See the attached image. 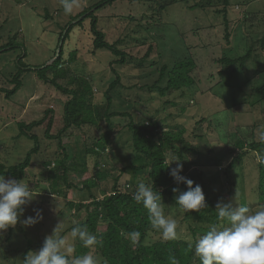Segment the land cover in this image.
I'll list each match as a JSON object with an SVG mask.
<instances>
[{"label": "trees", "instance_id": "obj_1", "mask_svg": "<svg viewBox=\"0 0 264 264\" xmlns=\"http://www.w3.org/2000/svg\"><path fill=\"white\" fill-rule=\"evenodd\" d=\"M16 1L19 5L24 4L23 0ZM117 1L120 0H97L90 6L82 8L74 7L68 14L65 13L64 9L45 11V21L55 20L58 29L52 60L48 64L46 63L42 66L32 65L33 67L20 60L18 62L19 69L9 74V77L6 79L9 86H14L13 89L9 90L4 86L0 87V96L5 93L7 97H10L17 93L23 86V75L29 71H33L38 80L53 87L57 91V95H61L66 99L64 113L61 116L62 127L58 129L57 133H53L57 119V111L53 107L45 109L43 117L39 120L29 124L25 122L18 123L19 135L17 138L24 136L34 142L35 145L20 164L8 165L4 161L1 162L0 175H4L6 179L24 180L25 183L30 184L26 179L29 180L30 178L28 173L33 166V157L41 152V138L33 133V130L44 127V138L46 140L57 141L58 145L53 158H44L40 162V175L35 176L37 178L35 179L37 180V187L47 183L48 186L45 189L49 188L53 194L64 197L67 200V206L71 213L74 212L80 215L85 212L86 217L84 221L81 223L77 222L75 225L87 226L91 233L102 237L103 247L95 251L98 256L106 259L108 264H169V255H174L180 264H200L198 258L194 255L193 249L189 248V244H194L195 240L207 231L208 226L224 223L217 216L215 209L218 202H227L223 200L221 194L213 196L212 189L210 190L209 188L210 186H218V184L212 183V180L215 178L213 177L215 174H220L218 168H221L223 158L216 157L215 160L209 161L202 155L201 150H199V144H203L204 140H210L211 142V139H209L208 135H200L198 132H202V129L204 130V126L208 123V129L212 131V134L217 133V130L220 129L224 140L220 138L217 139L218 141L212 142L218 145L219 143L217 142L219 140L225 141L226 138L230 137L231 126L237 129L238 138L231 149L232 151L230 149L228 151L232 159L224 172L231 176L236 167L241 165L244 160L249 162L251 169L258 172V183L255 188L258 200L256 203L264 206V140L257 139L259 129L262 130V135H264V97L259 99L257 97L258 95H264V79L260 85L253 87L256 95L251 90L248 94L245 93L249 101H245L244 103L237 102L234 105L227 103L225 105L223 110L226 111L228 119L232 120L234 117L233 121L228 123V130H225L224 118L219 121L216 117L222 110L218 106L214 107L213 101H208V103L206 102L202 106L196 97H194L195 94L196 96L199 94L205 98L210 97V95L214 94L213 90L215 87H230L232 84L221 79L224 72L218 71L215 73L210 68L206 78H203L204 76L201 77L199 72L200 67L197 64L195 59L196 53L194 52L198 47L188 44L185 56L175 60L172 66L169 64H162L160 66L162 53L159 52L157 36L149 33V28L154 27L159 17H152V20H150L145 15L142 17L134 15L113 16L119 22H116V29L121 39L115 41V43H111L107 38L108 32L99 27V17L97 14L108 5H112ZM161 2L157 7L155 5L150 6L151 11H154V16H161L168 7L177 3L176 0H161ZM231 2L232 0H221L224 8H216V12L224 16V39L228 45L231 44L234 30L240 23H252L254 21V16L244 17L243 20H236V22H231L230 25L228 8ZM212 6L213 0H200L190 8L193 10L196 8L205 10ZM66 16L68 20L62 21L61 19ZM59 17L61 22H57ZM153 21L155 22L152 23ZM86 22H89V27H87ZM77 27H82V34H75L74 30ZM77 38L86 39L87 42H90L92 46L91 54L95 58H97L99 51H105L106 54L102 55V60H107V65L104 68L98 66L96 72L85 73V65L80 60L81 49L79 46L73 47L71 45L74 41L76 43L79 42ZM88 38L90 41H88ZM17 44L20 45L19 43ZM21 44L23 45V43ZM13 48L14 44L5 43L0 47V54L3 51L8 52V50ZM187 50L191 51L189 52L190 54H188ZM253 52L251 48L245 55L236 59L222 56L217 58L214 63L220 69L224 66L230 68L240 66L243 68L252 58ZM155 56H157V60L154 58ZM22 58L25 59L26 54H23ZM81 63L82 69L80 68ZM99 63L102 64L101 61ZM118 67H128L136 70H145L153 67L156 71L151 74H157L158 78L153 83L149 80L147 84L142 86H140V83L135 85L133 82L128 81H125L127 85H124V79L128 78L129 72L121 74L118 71ZM107 70L110 71L112 80L107 89L103 91L102 98L99 99L97 98L96 90H100L102 83H97L94 77L107 72ZM233 71L235 74V70ZM147 77L148 75L145 78ZM216 77L219 78L218 83L212 86ZM203 80L209 86L207 90L198 89L199 85H203ZM125 87L127 89L138 88L140 91L146 92L157 91L163 97L176 93L177 96L184 98L187 93H192L194 95L188 107L192 105L197 109L193 116L187 117L186 111L188 107L180 106L176 98L173 99L168 96L169 98L166 102L161 103V105L173 109L174 107L180 108L179 114L169 112L167 117H161L160 119H157L156 114L145 121H141L136 118L135 113L115 111L113 109L116 99L115 91L118 88ZM243 88H245V84H243ZM254 96L257 98H251ZM216 97L223 101L221 103H224L226 100L220 98L217 94ZM159 111L161 110L157 112L159 113ZM229 111H232L233 115ZM241 115L247 117L245 118V122L241 121ZM183 117L187 119H182V122L179 123L176 122ZM248 118L251 123H249ZM116 119H120L122 122L116 123ZM192 119H196V127L193 130H189L188 126L192 122ZM250 125L251 129L248 128ZM86 128L92 132H84V130H87ZM74 130H81L84 133V150L79 154L71 155L65 145V141L71 137ZM125 136L129 137L127 138L128 140L124 139ZM121 139L125 141L122 144L130 151L129 153L133 157L131 164L122 165L114 157V150L119 145L118 141ZM5 150V144L0 142V154L2 155V152ZM170 154L180 156L183 163L181 175L191 179L194 182V186L198 184L202 187L206 204L208 205V209L203 210L201 213L184 212L183 223L205 224V221H207L209 225L202 224V226L196 228L190 225L189 230L191 235H188V232L185 235L182 231L180 239L175 241H164L162 238L152 241L151 236L160 234L151 228L147 210L142 204L135 202L133 193L136 185L140 182L154 184L156 189L161 192L166 205L165 215H171L176 219L183 214V211H179L178 207L175 206V194L172 189L179 187L181 191H186L187 186L184 184L177 185L171 177V168H167L170 163ZM88 157L94 159L92 169L87 162ZM114 162L117 167L122 166L119 170L120 174L117 176L111 175L109 170L105 169L109 164ZM209 163H214V173L209 174L206 168H204V165ZM175 166L174 163L171 165V167ZM128 173L132 175L131 178L129 177L123 182L122 179ZM72 174L82 176L81 186L71 182L70 175ZM249 177L253 178V174ZM109 180L113 182V185L109 184ZM231 184L232 187L230 184L228 186L220 185L222 190L226 191L227 187L231 189L230 197L235 194L232 192V188H236L234 183ZM62 185L67 187L68 192L78 190L79 193H82V198L76 200V198L70 195L73 199L68 200L69 193L64 191ZM224 193L226 194V192ZM239 198L242 200V205H244V200L241 199L244 197L239 196ZM101 223L105 224L103 231H101ZM75 225L71 226L70 229L63 232L60 236L67 237ZM179 225H181V222ZM132 231H139L141 233L140 240L135 245L131 243V240L126 235L122 234V232L130 233ZM14 232V228H9L8 234L3 236V238L6 237V241L11 242ZM25 238L27 240L26 248L22 250L19 247L13 250V253L21 259L29 251H34V241L28 237ZM69 245L75 249L74 253L69 254L70 256L81 255L90 251L84 248L81 243L77 246L73 240L72 244ZM7 250V247L0 245V264L2 261L4 264L9 259Z\"/></svg>", "mask_w": 264, "mask_h": 264}, {"label": "rangeland", "instance_id": "obj_2", "mask_svg": "<svg viewBox=\"0 0 264 264\" xmlns=\"http://www.w3.org/2000/svg\"><path fill=\"white\" fill-rule=\"evenodd\" d=\"M97 0H76L74 7L82 8L84 6H90L94 4ZM177 3L171 7H168L161 16H154V11H151L150 6L155 5L156 7L160 5L161 0H120L112 5H108L106 8L98 12L99 17V27L108 32V41L115 43L120 38V34L116 29V22L118 20L114 19L113 16L119 15H134L136 17L147 16L150 20L152 17H159L158 21L154 27L149 28V33L151 35L157 36L159 52L162 53L161 64L173 65L174 61L180 59L182 56L186 55L187 44L195 45L198 47L196 51L195 59L198 66L200 67L199 72L201 77L206 78L210 68L212 72L217 73L218 71H223V79L229 84L230 87L218 86L213 90V95L210 97H203L199 94L187 93V95L182 98L175 94L168 95L179 102L180 106L188 107L192 96L196 97L199 104L205 105L208 101H213L214 107H219L220 114L216 117L219 121L224 118L225 130H228V123L232 120L228 119L224 107L227 103L233 104L237 102L244 103L249 101L246 98L245 93L254 92L253 87L260 85L261 81L264 79V49H263V38H264V0H232L230 7L228 8V19L231 22H236V20L242 19L244 17H253L254 21L252 23L242 22L234 30V34L231 38V44L228 45L224 39L225 35V20L222 14L216 12V8H224V4L221 0H213V6L205 10L202 8H196L193 10L191 6L196 5L200 0H176ZM24 4L19 5L16 0H0V47L5 43L14 44V48L8 50V52L3 51L0 54V87H5L7 89H13V85L7 83V78L9 74L14 73L16 69H19L18 62L20 60L30 66H42L43 64H48L52 60L53 50L55 47V38L57 36L58 29L55 24V20L45 21L44 14L46 10L57 11L63 9L60 0H23ZM73 7V8H74ZM65 14V13H64ZM156 14V13H155ZM112 17V18H108ZM57 22L60 21V17ZM62 21H67L68 17L61 19ZM153 21L152 23H154ZM151 23V24H152ZM253 24V26H251ZM87 27H89V22H86ZM22 32V34H21ZM76 35L82 34V27H77L74 30ZM18 35V36H17ZM17 36V37H15ZM78 39V38H77ZM76 43L75 41L71 43L73 47L79 46L81 49V62L85 65L84 71L89 74L97 71V67L101 66L104 68L107 65V60H102V55L106 54L105 51H99L97 58L91 54L92 46L90 42L86 39L79 38ZM88 41L89 38H88ZM19 43L20 45H18ZM23 43V45L21 44ZM208 48H202V47ZM253 49L252 58L244 65L243 68L240 66H235L230 68L224 66L220 69L214 61L217 58L226 56L228 58L236 59L245 55L250 49ZM190 54L189 50H187ZM23 54H26V58H22ZM101 54V55H100ZM193 54V50H192ZM157 60V56L154 57ZM101 61L102 64L99 63ZM81 63V69H82ZM105 63V64H103ZM32 66V67H33ZM108 69V68H107ZM226 70V72H225ZM235 70V74L234 71ZM118 71L122 73H128L127 79H124V85H127L125 81L133 82L135 85L140 83V86L147 84L150 80L152 83L157 80V74H151L156 71L153 67L145 70H136L128 67H118ZM97 74V73H96ZM124 75V74H123ZM143 75V76H142ZM146 75H148L147 78ZM23 86L14 95L7 97L4 94L0 96V142L5 144L6 150L0 154V163L5 162L8 165H18L20 164L28 152L34 147V142L30 141L28 138L22 136L17 138L19 135L18 123L25 122L31 123L33 121L39 120L43 117V111L48 107H53L57 111V119L55 123V128L53 133H57L58 129L62 127V117L64 113V103L66 101L61 95H57V91L50 85H46L37 79L33 71H29L23 75ZM142 76V77H140ZM133 77V79H132ZM137 77V78H135ZM140 77V78H139ZM97 83H102L100 90H96L97 98H102V93L105 91L112 80L110 71L94 77ZM219 78L212 83L215 86L218 83ZM6 82V84H4ZM250 82V83H249ZM203 85H199L198 89L207 90L209 86L206 81L203 80ZM245 84V88H243ZM211 87V86H210ZM197 89V90H198ZM219 96L222 99H226L224 103L222 100L216 97ZM255 93V92H254ZM116 99L114 101L113 109L115 111H128L135 113L136 118L141 121H145L151 116H157V119L161 117H167L169 112L179 114L180 108L174 107H164L161 103H165L169 98L168 96L163 97L160 92H146L140 91V89H127L118 88L115 91ZM256 95V93L254 94ZM259 98H263L264 95H258ZM256 96L251 98H257ZM201 106V105H199ZM198 106V110H199ZM201 106V107H202ZM197 108L190 105L187 108V117L193 116ZM158 110L159 113L157 112ZM233 115L232 111H229ZM227 115V116H225ZM241 121L245 122V115L240 116ZM187 118L183 117L176 122H182ZM198 119V118H197ZM189 124V130H193L196 127L195 120ZM249 123L250 120L248 118ZM121 123L120 119H116V123ZM213 122V121H212ZM214 124V122H213ZM208 124L204 126L202 132H198L200 135H208L210 140L203 141V144H199V150H201L202 155L207 158V160H215L216 157L223 158V164L221 168H218L220 174H215L212 183L218 184V186L209 187L213 196H218L221 194L225 202H236L237 205H242V200H244V205L249 206L253 211L258 210L262 205L257 204V194L255 193V188L258 183V172L251 169L249 162L244 160L241 165L236 167V170L229 176L226 174L225 169L231 162L232 156L229 154V149L234 146L235 141L238 138L237 129L231 126L230 137L224 138L221 136L220 129L217 133H213L208 129ZM262 127V126H261ZM251 129V125L248 126ZM87 129V128H86ZM262 130L259 129L257 132V139H261ZM44 127L35 128L33 133L41 138V152L33 157V166L30 169L28 176L30 182V187L33 188V193L36 195L29 205L25 207L24 214L20 218L21 220L26 219L28 216H34L35 209L42 210L43 220L32 227L25 228L21 223H18L14 228L15 232L13 235V240L11 242L6 241L8 230L0 234V245L7 247L8 260L4 264H21V258L13 253L16 248H21L24 250L26 248V238L28 237L34 241V251H38L42 246L46 236L52 235L54 228L61 223L60 231L57 236H60L63 232L70 229L71 226L75 225L77 222L81 223L84 221L86 214L85 212L80 215L70 212L67 206V200L60 195L53 194L51 189H45L48 184H42L37 187V179L35 176L40 175V162L44 158H53L55 152L57 151V141L46 140L44 138ZM84 132L91 133L90 130H84ZM244 133V132H243ZM83 132L74 130L73 134L69 139H66L65 145L68 148L69 153L72 155L79 154L83 152ZM243 136V135H241ZM214 137V138H213ZM128 136H125V140H128ZM219 140L218 145L212 143ZM207 139V136H206ZM122 141V142H121ZM218 141V140H217ZM124 140L118 141V146L114 150V157L117 162L122 165L131 164L133 162V157L130 155V151L123 146ZM205 142V143H204ZM207 142V143H206ZM189 156V155H187ZM83 157V155H82ZM192 158V156H190ZM206 160V159H205ZM87 162L92 169L94 166V159L91 157L87 158ZM205 162V161H204ZM109 163V162H108ZM39 165V166H38ZM120 167L116 163H111L108 165L106 170H109L111 175H119ZM204 168L208 173H214L215 165L214 163L205 164ZM221 169H223L221 171ZM252 170V171H251ZM253 174V178H250ZM131 174L128 173L122 181H126ZM31 179V180H30ZM70 180L78 186H81L82 176L77 174L70 175ZM39 183V182H38ZM234 183L236 188H232V192L235 194L230 197V188L227 187L226 191L222 190L220 185H227ZM28 184V183H27ZM109 184L113 185V182L109 180ZM36 185V186H35ZM232 187V186H231ZM64 191L68 192L67 187L62 185ZM208 188V189H209ZM226 192V194L224 193ZM69 193V199L72 200L76 198H82V193L78 190H71ZM72 195V197H70ZM103 197V196H102ZM72 215V216H71ZM185 213L181 214L176 220L178 224L181 222L180 227L183 229V233L186 235H191L189 226L196 228L199 226L207 225V221L204 223H183ZM209 225V224H208ZM101 231L104 230L105 224H100ZM209 227V226H208ZM23 231V232H22ZM162 238L160 235L151 236V240H158ZM68 244H72V239L70 233L65 237ZM77 246L80 245L78 240L75 241ZM94 250V254L97 253ZM10 252V253H9ZM3 264V261L2 263Z\"/></svg>", "mask_w": 264, "mask_h": 264}, {"label": "clouds", "instance_id": "obj_3", "mask_svg": "<svg viewBox=\"0 0 264 264\" xmlns=\"http://www.w3.org/2000/svg\"><path fill=\"white\" fill-rule=\"evenodd\" d=\"M60 3L68 14L73 10L76 0H60ZM261 139L264 140V135H261ZM169 160L167 168H171L170 175L175 183L187 186L186 191H181L179 187L172 189L178 210L201 213L208 209L202 187L198 184L194 186L191 179L181 175L183 163L180 156L170 154ZM173 163L175 167H171ZM35 196L33 188L24 180L6 179L4 175H0V234L9 228H15L18 223L27 228L43 220L42 210L39 209L34 210V216L20 219L25 207ZM133 199L147 210L151 228L158 232L164 241L180 239L182 229L173 216L165 215L166 205L161 192L154 184L138 183ZM215 210L224 223L210 225L194 244H189L200 264H264V206L253 211L249 206L237 205L234 201L218 202ZM60 226L61 223L54 228L52 235L45 237L38 251H29L21 260V264H108L106 259L94 254V250L103 247L102 237L91 233L87 226L75 225L70 232L72 240H78L90 251L70 256L75 249L64 237L57 236ZM122 234L126 235L133 245L137 244L141 237L139 231ZM168 261L169 264H180L174 255H169Z\"/></svg>", "mask_w": 264, "mask_h": 264}, {"label": "water", "instance_id": "obj_4", "mask_svg": "<svg viewBox=\"0 0 264 264\" xmlns=\"http://www.w3.org/2000/svg\"><path fill=\"white\" fill-rule=\"evenodd\" d=\"M60 50V49H59ZM59 52V51H58Z\"/></svg>", "mask_w": 264, "mask_h": 264}]
</instances>
